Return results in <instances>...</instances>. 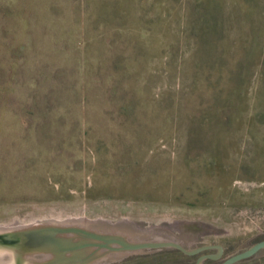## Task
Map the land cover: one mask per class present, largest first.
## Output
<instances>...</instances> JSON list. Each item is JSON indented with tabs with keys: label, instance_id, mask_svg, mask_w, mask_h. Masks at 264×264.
I'll return each instance as SVG.
<instances>
[{
	"label": "rangeland",
	"instance_id": "1",
	"mask_svg": "<svg viewBox=\"0 0 264 264\" xmlns=\"http://www.w3.org/2000/svg\"><path fill=\"white\" fill-rule=\"evenodd\" d=\"M65 223L264 237V0H0V229Z\"/></svg>",
	"mask_w": 264,
	"mask_h": 264
},
{
	"label": "water",
	"instance_id": "2",
	"mask_svg": "<svg viewBox=\"0 0 264 264\" xmlns=\"http://www.w3.org/2000/svg\"><path fill=\"white\" fill-rule=\"evenodd\" d=\"M106 234L90 224L74 226L72 223L0 229V264H73L84 251L106 248L113 243L123 245L128 251L174 247L187 254L195 253L174 241L128 243L109 239ZM262 249L264 241L229 257L224 264L251 258Z\"/></svg>",
	"mask_w": 264,
	"mask_h": 264
},
{
	"label": "flooded vegetation",
	"instance_id": "3",
	"mask_svg": "<svg viewBox=\"0 0 264 264\" xmlns=\"http://www.w3.org/2000/svg\"><path fill=\"white\" fill-rule=\"evenodd\" d=\"M106 235L112 240L137 243L129 236L120 233L110 232ZM158 241L174 240H151L145 242ZM261 241H264V237L257 243ZM178 243H180L187 251L195 253L187 254L174 247L144 248L141 250L128 251L124 250L123 245L113 243L106 248H96L94 250L84 251V255L78 257L77 260H73V264H224L229 257L252 247L250 246L238 252L230 253V243L206 244L196 248H189L181 242ZM93 257L99 259H92ZM233 264H264V249L260 250L251 258L240 260Z\"/></svg>",
	"mask_w": 264,
	"mask_h": 264
}]
</instances>
